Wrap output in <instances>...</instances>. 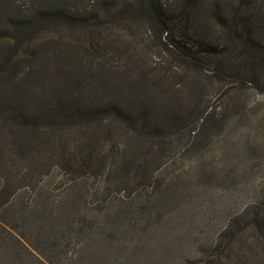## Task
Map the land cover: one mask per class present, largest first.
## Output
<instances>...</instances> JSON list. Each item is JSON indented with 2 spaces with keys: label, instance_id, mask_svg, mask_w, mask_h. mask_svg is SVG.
Here are the masks:
<instances>
[{
  "label": "trees",
  "instance_id": "16d2710c",
  "mask_svg": "<svg viewBox=\"0 0 264 264\" xmlns=\"http://www.w3.org/2000/svg\"><path fill=\"white\" fill-rule=\"evenodd\" d=\"M207 2L0 0V121L18 129L14 145L22 156L37 135L55 134L50 157L72 177L76 198L74 218L57 226L56 239L80 264L136 260L124 237L136 231L140 212L136 201L120 203L131 198L121 192H143L172 148L199 133L210 107L206 100L194 104L185 90L202 96L206 80L264 86V0H238L231 17L219 7L209 12L217 32L202 14ZM146 45L169 60L146 58ZM27 191L18 187L14 198ZM1 196L0 211L10 210L13 200ZM23 201L22 217L33 207ZM216 235L202 264H221L225 254L229 264H264V201Z\"/></svg>",
  "mask_w": 264,
  "mask_h": 264
},
{
  "label": "rangeland",
  "instance_id": "374dc122",
  "mask_svg": "<svg viewBox=\"0 0 264 264\" xmlns=\"http://www.w3.org/2000/svg\"><path fill=\"white\" fill-rule=\"evenodd\" d=\"M214 2L203 3L202 14L217 32V22L210 13L219 7L222 17H231L238 0H218L212 7ZM140 53L154 62L169 60L151 45ZM205 83L209 88L202 96L193 87L185 90L194 95V104L206 100L210 107L204 122L197 124L199 133H192L189 144L181 145L182 151L178 146L172 148L168 162L143 192H121L131 198L120 203L136 201V211L140 212L136 214V231L124 237L127 249L136 253V260L129 264H202L204 249L221 226L250 204L264 201L263 82L247 87L211 80ZM26 134L31 138L37 135ZM19 135L18 129L0 121V171L6 172L0 175L1 197L13 200L10 210L0 211L4 227L0 229V264H80L73 251L67 252L56 239L57 226L74 218L76 198L72 177L50 157L48 147L50 143L55 147V134L48 130L37 135L35 143L24 146L25 156L15 151L14 139ZM18 187L28 191L14 198ZM6 188L10 189L7 193ZM32 193L34 196L28 198ZM25 198L36 209L31 206L22 217L20 205ZM231 260L225 254L221 264Z\"/></svg>",
  "mask_w": 264,
  "mask_h": 264
}]
</instances>
